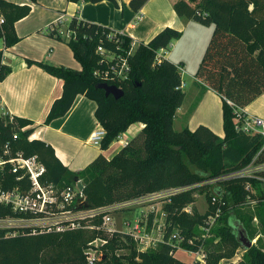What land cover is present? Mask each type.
Here are the masks:
<instances>
[{
  "label": "trees",
  "instance_id": "16d2710c",
  "mask_svg": "<svg viewBox=\"0 0 264 264\" xmlns=\"http://www.w3.org/2000/svg\"><path fill=\"white\" fill-rule=\"evenodd\" d=\"M67 1L92 4L111 1L118 6L116 0ZM148 1L131 0L130 7L139 12ZM173 8L181 18L214 26L196 78L222 98L223 138L205 125L194 130L174 129L176 112L186 98L181 87L182 74L180 67L167 58L158 64L156 56L179 40L182 31L166 27L149 42H140L129 55L132 37L78 17H72L67 29L73 34L68 45L81 70L27 61L64 81L62 96L53 103L45 124L66 116L77 96L84 95L96 103L95 117L106 130L102 150L119 140L132 124L141 122L144 129L112 159L101 153L83 170L72 172L50 144L28 139L34 127L21 132L22 127L33 125L31 120L14 117L11 122L8 116L0 117V153L4 144L11 141L14 154L37 156L46 168L43 184H53L60 190L81 181L84 189L82 192L78 189V199L82 196L87 203L82 210L98 209L170 188L191 187L164 202L163 240L156 248L141 252L126 232L109 234L104 229L88 228L100 226L104 214L81 221L80 228L64 231L49 227L0 228V264H89L86 251L91 247L100 255L95 264H173L177 263L174 256L178 249L202 250L204 264H220L233 258L243 247L239 231L249 240L257 238V241L251 248H245L237 264H264L263 183L248 177L210 182L248 166L263 146L260 135L237 130L239 120L229 101L244 109L264 93V0H175ZM30 12L29 5L0 0V17L4 19L0 24V42L5 48L19 42L15 24ZM51 35L60 38L58 32L52 31ZM99 47L122 55L131 66L128 79L106 82L123 90L120 99L106 97L105 91L97 88L102 80L95 72L105 68ZM2 60L3 51H0V83L11 72ZM16 133L18 139L13 141ZM259 161H264V156ZM17 184L14 175L0 172V188L6 190ZM248 184L256 193L247 190ZM197 190L206 191L209 209L205 214L197 209L190 214L186 212V207L195 202ZM213 198L224 201L225 205L221 206L222 215L207 232L208 219L219 207ZM258 198L261 200L255 203L258 206L255 213L245 214L240 206ZM18 216L21 215L11 207L0 204V218ZM255 218L259 219L258 227L254 225ZM146 219L150 230L155 225V213ZM96 239L105 243L98 247L91 245ZM126 249L128 255L119 254Z\"/></svg>",
  "mask_w": 264,
  "mask_h": 264
},
{
  "label": "crops",
  "instance_id": "0c3cea01",
  "mask_svg": "<svg viewBox=\"0 0 264 264\" xmlns=\"http://www.w3.org/2000/svg\"><path fill=\"white\" fill-rule=\"evenodd\" d=\"M7 1L17 5H29L31 14L38 7L30 0ZM62 1L66 3L61 8H57V14H64L68 19L78 17L85 21L109 27L117 32L129 35L137 42L147 43L164 28L172 27L183 32L182 37L175 40L176 48L177 44L184 40L185 35L188 36L190 33L194 35L193 46L199 49V54L200 50L202 51L201 55L203 54V47L205 48L207 43L204 44V40L200 37L202 30H205L202 28L203 25L179 17L173 8L175 0H149L139 12L132 10L130 7L131 0H116L118 6L111 1L96 4L60 0V2ZM39 5L45 6L43 2H39ZM29 18L30 15L21 19L16 23L17 27L27 22ZM58 19H53L48 23L47 28L49 29ZM26 27L21 26L19 28L20 35H25L20 36L21 38H26L34 33L33 29L29 30L30 32L27 34H22V31H26ZM206 27L211 28L212 25ZM16 31L18 32V30ZM65 46L64 44H58L55 45V48H49V50L46 48L41 51L34 48L33 50L37 52L22 50L21 53H18L15 49L16 45L5 48L4 43L0 42V51H3L2 63L11 69L9 75L0 83V105L5 112L11 113L14 117L31 120L33 122L32 127L35 128V139H41L50 144L54 148L56 156L70 171L79 172L101 153L107 159H112L124 147L126 141L136 137L145 125L141 122L132 124L122 134L125 138L122 139V136H120V143L118 144L115 141L107 150H102L101 147L94 145L92 146L97 148L96 150L88 149L86 146L90 145L89 138L91 134L101 125L95 117L96 103L84 95L77 96L66 116L53 120L49 125L45 124L53 103L62 96L64 81L51 76L35 64L29 65L27 61L52 63L55 66L81 70V67L76 63L77 61L72 59L71 50ZM200 59L202 60V58ZM173 63L176 64V62ZM193 74L189 82H185L183 76L182 80L185 83L183 90H186L187 87L191 88L193 85L194 91H191V96L194 103L192 108L186 106L189 100V91L187 90L188 92H185L186 100L177 110L174 123L178 121L188 123L186 127L191 130L199 125H205L223 138L222 98L211 88H206L200 84L195 72ZM245 112L247 115L264 119V93L249 104L245 108ZM191 123H196L194 129L191 127ZM218 128L220 129L217 130Z\"/></svg>",
  "mask_w": 264,
  "mask_h": 264
},
{
  "label": "built area",
  "instance_id": "2783aa9c",
  "mask_svg": "<svg viewBox=\"0 0 264 264\" xmlns=\"http://www.w3.org/2000/svg\"><path fill=\"white\" fill-rule=\"evenodd\" d=\"M71 19H68L66 15L62 14L59 19L52 24L49 29L54 32L59 33V29L63 25H68ZM4 22V19L0 17V24ZM68 28V27H67ZM123 34L122 32H119ZM66 39H72V32L68 29L66 31ZM136 41L133 39L132 48L128 52L129 55L133 54L134 46ZM98 52L102 56L101 64H105V68L101 67L96 70L95 75L102 82H121L129 78L131 72V66L127 58L122 55H118L114 52H106L102 47L98 48ZM166 49H161L156 56L157 63H161L165 58ZM185 83H182L183 88ZM229 104L234 108L237 115V120H239L236 126L237 130L243 131L252 135H260L263 141V146L260 152L256 155L254 160L246 167L227 173L217 179L210 182L229 180L240 177L256 178L264 184V161H259L261 156H264V119L256 116L247 115L245 108L241 109L236 107L232 102ZM10 117V121L14 120V116L5 112L4 108L0 105V117ZM32 126L22 127L21 132H25ZM106 136V130L100 126L96 131H94L90 138L89 143L94 146H101L102 140ZM18 139V133L13 135V141ZM28 139L31 141L35 139V133L33 132L29 135ZM128 141H126L125 145ZM13 145L11 141H7L2 147V152L0 153V172H8L10 175L16 177V181L19 184L15 185L9 189L0 188V204L9 206L12 210L21 216L18 217H6L0 218V228H36V227H49L51 230L55 228L57 231H64L66 229H76L81 227V221L97 217L101 214L102 223L100 226L88 227L91 229H104L107 233L111 234L115 231L114 223L112 222V215L117 211L132 210L139 205H144L150 202H155L158 200H163L164 202L168 200L171 196L181 193L183 191L189 190L191 187H177L170 188L154 193H149L139 198L117 202L105 207L98 209H74V205H78V187L67 186L60 190L57 186L53 184H43L42 178L46 173L45 166L39 161L37 156L26 157L22 152L13 153ZM26 182V183H24ZM247 190L256 193L250 184L247 185ZM261 199H253L251 203H258ZM264 200V187H263V198ZM213 203L219 204L215 215L209 217L208 225L205 228L207 232L214 226L217 219L222 215L221 206L225 205V202L213 198ZM58 210V212H56ZM25 215V216H24ZM28 215V218L26 217ZM124 231L142 246L150 248L152 241L150 242V233H153V228L148 229L147 223L142 222V220H135L131 222L129 220H124L123 222ZM161 239L160 241H162ZM158 241V243L160 242ZM105 243L101 239H96L90 244L98 247L100 244ZM146 249V250H147ZM179 250V249H178ZM201 256H205L202 250L196 251ZM89 264H95L98 257L100 256L97 250L94 248H89L86 251Z\"/></svg>",
  "mask_w": 264,
  "mask_h": 264
},
{
  "label": "rangeland",
  "instance_id": "374dc122",
  "mask_svg": "<svg viewBox=\"0 0 264 264\" xmlns=\"http://www.w3.org/2000/svg\"><path fill=\"white\" fill-rule=\"evenodd\" d=\"M39 0H37L36 2H32L33 4L37 5V9L31 14V12L29 13L30 18L27 22L20 24L18 27L15 24V30H18V32L16 31L17 36L20 38L19 42L16 44V51L18 53H21V51H34L37 52L35 50H33L34 48H38L41 51L46 49L49 50V48H55V45H66L65 47H69V49L72 52L71 57H73L72 59H74L75 61H77L76 63L81 67L80 62L74 57L73 51L70 48V46L68 45V40H66V31H67V27L68 25H63L61 27V29H59V36L60 38H57L55 36L51 35V30L47 28L48 23H50L53 19L59 18L58 16L59 13L57 14L56 10L57 8H61L64 3V1L60 2V0H40L39 2H43V4L45 6H41L39 5ZM28 15V16H29ZM19 22V21H18ZM17 23V22H16ZM27 25V27H26ZM26 27V31H22V34H27L30 31L29 30H33L34 29V33L32 35H28L26 38L23 37L21 38L20 36H25V35H20L19 33V28L20 27ZM200 27V26H199ZM18 28V29H17ZM203 29L202 30V35L200 36L203 40H204V44L205 42V48L203 47L204 52L209 44V41L211 39L214 27L212 26L211 28L206 27V26H202ZM206 40V41H205ZM140 42L136 41V45L134 46V51L136 50V48L138 47V44ZM176 42H172V44L170 45V47L166 50V54H165V58L172 60L173 62H176V64L180 67V70L182 71V76L185 82H189L191 79V75L195 72L196 74V70H198L199 65L201 63V59L203 58V56L201 55V50H200V54L198 52V48L194 45V35H191V33L187 36V34L185 35L184 40H182V42L180 44H177V48L175 47ZM15 46V45H14ZM175 48V50H174ZM68 49V48H67ZM175 55H174V54ZM70 56V54H69ZM202 56V57H201ZM67 59V58H66ZM70 59L71 62H73V60ZM68 61V62H70ZM183 62V63H182ZM48 64H52V63H48ZM53 65V64H52ZM71 68V67H68ZM74 69V68H72ZM193 72V73H192ZM194 76V74H193ZM193 86V85H192ZM187 87L186 90H184V92H188L189 91V100L186 103V106L191 107L194 103L193 101V97L191 96L192 93L191 91H194V88ZM188 90V91H187ZM186 100V99H185ZM196 123H191V127L194 129ZM188 125V123H180L179 121L174 123V129L175 131H181L183 130L186 126ZM220 128H218L217 130H219ZM122 139L125 138V136L121 135ZM116 142H118V144L120 143L119 140H117ZM93 144L87 145L86 147L88 149L91 150H96L97 148H94V146H92ZM92 146V147H91ZM264 187V184H263ZM208 189V188H205ZM195 202L189 206L186 207V212L187 213H191L193 211V209H197V211L200 214H205L208 209H209V202L208 199L206 197V191L203 193L201 190H197L195 193ZM82 197V196H81ZM163 206H164V201L163 200H158L155 202H150L144 205H139L137 207H135L132 210H126V211H117L114 212L112 215V222L114 223V228L119 230V231H124V226H123V222L124 220H129L131 222H134L135 220H141L143 219L146 223V218L149 216L150 213L154 212L156 215V220H155V225L153 230V233L149 235L150 237V242L152 241L150 248L149 249H154L156 248L158 241H160L161 239H163V229L165 226V221H166V217L165 214L163 212ZM77 206H75L76 209ZM243 209V212L245 214L247 213H255L256 209H257V204H253V203H245L243 206H240ZM237 207V208H240ZM185 211V210H184ZM254 225H256L257 227L260 225L259 219L255 218L254 219ZM257 241V238H255L253 240V243L255 244ZM137 247H138V251L141 252H146L149 249H147V247L140 245L139 243H137ZM147 249V250H146ZM245 252V248L244 247H240L237 251V254L231 258V259H224L221 261L220 264H237L241 258L243 257ZM119 254H125L128 255L129 254V250H123L120 251ZM175 259L177 261V263H173V264H196L197 262L199 264H204L205 263V256H201L198 253H194L191 251H187V250H182L179 249V251H177L175 253Z\"/></svg>",
  "mask_w": 264,
  "mask_h": 264
},
{
  "label": "water",
  "instance_id": "95a60500",
  "mask_svg": "<svg viewBox=\"0 0 264 264\" xmlns=\"http://www.w3.org/2000/svg\"><path fill=\"white\" fill-rule=\"evenodd\" d=\"M97 88L104 90L106 97L113 96L115 99H120L124 95V92L121 88H119L116 85H110L106 82L99 83ZM77 187L80 192H82L84 189V186L81 181H78ZM86 206H87V203L84 200V198L83 197L79 198L76 209L79 210ZM239 241L242 243L243 247L246 249L251 248L254 244L253 241L248 239V237L243 231H239Z\"/></svg>",
  "mask_w": 264,
  "mask_h": 264
}]
</instances>
